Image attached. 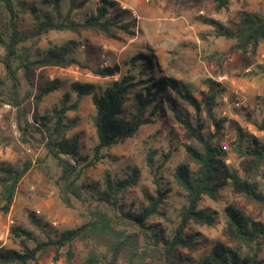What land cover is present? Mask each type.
I'll return each instance as SVG.
<instances>
[{
    "label": "trees",
    "instance_id": "16d2710c",
    "mask_svg": "<svg viewBox=\"0 0 264 264\" xmlns=\"http://www.w3.org/2000/svg\"><path fill=\"white\" fill-rule=\"evenodd\" d=\"M61 1L42 0L40 5H47L48 9L30 5L34 29L29 34H22L18 21L27 11L24 8L26 0H0V9L7 22L6 33L0 30L1 62L14 81L13 97L8 104L19 114L17 128L23 142L29 143L32 134H37L46 156L56 162L60 172L54 184L61 203L71 208L74 197L79 201L92 199L102 207L90 210L81 225L59 231L54 236L47 234L41 241L26 229L11 227L10 234L18 248H0V264L37 263L50 252L54 253V260L63 257L66 264H74L73 244L76 242L82 244L85 252L83 264H117L120 259L126 264H155L151 260L156 257L162 264H264L259 257L264 219L247 209L249 205L264 209V183L260 181L264 178V141L236 127L231 152L237 166L227 162L228 151L220 139L224 120L216 115L222 92L220 84L205 81L207 92L198 99L180 79L164 75L156 77L155 72H160L159 65L150 55L135 53L123 62V73L121 66L116 64L92 69L99 78L115 79L103 84L72 82L69 93H65L56 106L42 113L40 104L44 97L59 89L58 80L40 84L35 92H27L23 99L18 98L16 86L20 80L29 82L34 71L82 66L80 44L73 39L59 45L51 44L36 57H31L22 43L38 40L51 31L76 35L91 31L110 39H117L120 34H133L131 23L123 21L124 17L111 16L117 6L113 0H99L94 11L82 20L73 19L72 13L85 6L88 0H67L65 13ZM230 1L211 0L214 12L226 9ZM203 22L213 28L215 37L233 41V49L251 57L258 54L259 45L264 42V16L261 14L245 12L235 27L213 19H203ZM70 93L76 99L69 104ZM86 96L90 97L95 110V143L90 154L83 155L77 136H68L76 123L69 120L66 113L77 111L80 100ZM1 97L2 93L0 102ZM25 100H31V122L26 117L27 108L22 106ZM162 102L173 112L182 104L190 107L191 117L188 112L182 116L174 115V120L188 132L190 143L183 146V160L171 171L170 181L163 175L169 154H162L156 166L152 155L148 154L147 166L152 169L154 191H143L141 201L126 205V194L136 182L135 171L131 169L124 177L106 172L101 184L87 181L85 173L108 157L106 151L134 137L142 126L155 123L161 117ZM257 129L263 131L264 122ZM33 169L50 178V169L40 158L33 162L25 155L17 166L0 162L1 214L9 212L19 183ZM173 184L182 198L174 221L167 213ZM225 188H229L233 196L241 197L244 204L232 202L223 207L224 240L216 241L210 249L192 259L181 251L186 249L192 253L198 249V242L194 235L186 233V228L190 223L215 224L217 213L201 208L200 204L204 199L216 201ZM31 217V222L39 228L37 220L33 215ZM155 218L169 222L170 228L150 223Z\"/></svg>",
    "mask_w": 264,
    "mask_h": 264
},
{
    "label": "rangeland",
    "instance_id": "374dc122",
    "mask_svg": "<svg viewBox=\"0 0 264 264\" xmlns=\"http://www.w3.org/2000/svg\"><path fill=\"white\" fill-rule=\"evenodd\" d=\"M42 0H26L24 8L27 11L20 15L19 30L22 34H29L34 29V19L29 12L30 5L48 9L47 5H40ZM117 3L111 16L123 18L131 23L132 35L120 34L117 39H110L100 33L91 31L81 32L76 35L70 32L51 31L41 36L38 40H28L22 43L28 49L31 57L46 50L51 44H61L68 39L79 42V58L82 66H69L66 68H47L36 70L32 73L30 81L20 80L16 86L19 99H23L27 92H35L38 85H44L56 79L60 82L58 90L43 98L39 111L56 106L65 93H69L72 82H87L103 84L115 78H99L92 73V69L101 65L121 66V73L125 72L123 62L135 53L150 55L159 65V75L172 76L180 79L189 86L194 96L198 99L207 92L205 81L220 84L222 92L218 98L216 115L223 119V130L220 136L221 143L228 151V163L237 166L235 155L231 152V143L235 138V128L254 134L264 141V130L257 129L264 122V42L259 45L258 54L251 57L232 48L233 41H227L213 35V28L204 23L203 19H213L225 26L235 27L243 13H256L264 16V0H231L228 7L220 13H215L211 0H113ZM99 0H88L80 9L72 13V18L82 20L92 13ZM68 8V1H61L62 12ZM120 13V15L118 14ZM5 14L0 9V30L6 33ZM0 48V162L17 166L26 155L33 162L37 158L43 160L50 169V178L37 169L29 172L17 187L14 202L5 215L0 213V248H15L11 234V227H21L33 233L38 241L45 240V235L54 236L57 232L77 227L88 217V212L95 207H102L96 201L89 199L79 201L72 197V207H65L60 199L54 180L59 175L56 162L46 156L43 144L37 134H32L29 143L23 142L18 131L19 114L16 109L8 104L13 93V80L6 72L1 57ZM76 99L73 93L69 95V104ZM242 102L239 108L234 102ZM129 103V102H128ZM28 110L27 120L31 122L29 110L31 100L22 104ZM161 117L155 123L142 126L138 133L110 150L106 151L108 157L102 163L89 168L85 179L90 183L101 184L106 172L119 177L132 169L135 171L136 182L126 194L125 203L141 201L142 192H153L155 185L151 168L147 165V155H152L156 166L162 154H169V160L164 166V178L172 180L171 171L183 160V146L190 143L188 132L174 120V115L182 116L188 112L192 116L190 107L182 104L174 112L166 105L161 104ZM94 106L89 96L83 97L77 111H69L66 116L75 121V126L68 132V136H77L81 153L88 155L95 143L93 127ZM22 120V119H21ZM19 120V121H21ZM212 129V128H211ZM154 153V155H153ZM260 181L264 183V178ZM167 200V213L170 219L175 220V215L182 200L177 194V186ZM236 202L243 206L241 197H235L225 188L220 191L216 201L204 199L200 207L208 209L215 215L216 222L213 226H201L190 223L186 233L194 235L198 242V249L192 253L181 249L182 253L196 259L204 250L210 249L213 244L224 240L222 236V209L227 203ZM99 205V206H98ZM247 209L264 219V209L256 205H249ZM37 220L40 227H35L31 222ZM150 223L161 228L171 224L164 219L155 218ZM167 230V228H166ZM129 231L136 232L134 228ZM74 264H83L85 255L80 242L73 244ZM64 250V249H63ZM54 253L43 257L32 264H66L63 257L53 259ZM264 260V237L262 251L259 255ZM148 261H150L148 259ZM152 263L162 264L158 257ZM117 264H126L119 260Z\"/></svg>",
    "mask_w": 264,
    "mask_h": 264
},
{
    "label": "built area",
    "instance_id": "2783aa9c",
    "mask_svg": "<svg viewBox=\"0 0 264 264\" xmlns=\"http://www.w3.org/2000/svg\"><path fill=\"white\" fill-rule=\"evenodd\" d=\"M104 66H106V65H105V64H104V65H101V67H104ZM241 105H242V102H240V101H238V100H236V101L234 102V106H235L236 108H239Z\"/></svg>",
    "mask_w": 264,
    "mask_h": 264
}]
</instances>
